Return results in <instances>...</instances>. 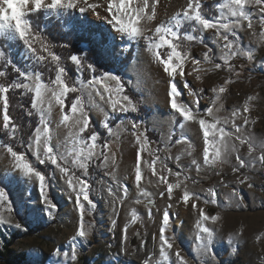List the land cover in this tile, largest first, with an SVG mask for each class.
Instances as JSON below:
<instances>
[{
	"label": "rangeland",
	"instance_id": "1",
	"mask_svg": "<svg viewBox=\"0 0 264 264\" xmlns=\"http://www.w3.org/2000/svg\"><path fill=\"white\" fill-rule=\"evenodd\" d=\"M50 2L45 0V3ZM140 2L134 0V5ZM200 2L201 14L205 18L230 25L231 31L219 28V32L221 35L227 34L234 42L231 51L237 54L230 55L229 50H222L224 42L221 40L217 43L216 29L205 31L195 21L179 17L180 36L173 42L179 45L177 50L186 55L184 77L179 76V70L175 77L180 92L177 102L194 108L193 100L196 97L190 92H196L201 109L211 107L217 119L228 121L226 130L234 131L231 121L235 111L238 113L236 123L242 126L243 136L250 137L257 145L264 143V24L260 22L259 6L246 5V10L252 13V28H248L247 21H242L239 27H232L235 18L230 14L228 0ZM89 3H102L99 16L92 11L81 13L77 9L62 16L50 12L47 15L53 14L61 22L63 30H71L99 45L104 58L117 65V69L114 73L104 72L96 77H103L105 73L118 76L124 91L115 94V81H109L113 89L111 93L105 92L102 84L88 87L87 82L93 76L86 78L82 68H77L74 76L67 71V77L71 75L73 80L68 81L66 77V83L76 85L78 91L64 97L63 108L50 91L46 93L43 103H39L37 108L40 132L35 130L30 140L34 144L37 134L42 140L45 136L49 137L48 143L57 153L58 162L61 166L69 167L70 174L74 172L77 177H82L83 170L73 162L82 150L87 151V145L92 143L89 139L91 134L99 133L98 145L108 141L109 147L103 149L108 156L106 165L96 158L87 162L88 176L85 178L90 181V198L96 205L91 209V216L87 213L85 216L86 230L89 229V221L92 222L89 235L86 239L72 240L79 227V213L74 206L75 193L70 196L66 178H61L55 166L49 161L40 164L32 150H28L32 160L22 152L30 164L46 174L48 196L56 205L51 215L42 201L39 182L16 167V161L7 151L10 146L5 143L7 137L16 136V131L12 135L16 124L10 121L9 128H3V102L0 100V188L8 196V201L0 205V216L8 221L0 223V264H264V164L257 162L255 166H245L239 172H234L238 164L233 152L223 156V162L213 166L203 164L205 145L202 129L198 121L184 122L171 109L168 95L170 78L163 72V65L155 55L159 51L161 58H166L170 49L166 45L158 49L148 46L149 43H158L155 28L160 24L175 29L176 21L172 17L187 8L188 0H155L154 19L140 20L138 25L144 36L152 38L151 41L143 37L130 41L125 35L117 33L104 18L110 17L104 10L108 0H89ZM149 3L152 4L153 0H149ZM31 9L30 4L25 12ZM185 33L196 39L187 40ZM11 34L16 36L13 32ZM88 41L79 45L86 52L90 50ZM38 43L33 42V47L36 48ZM42 44L51 51L50 40H46L39 44L40 52L36 50V55L44 53L51 61L48 53L43 51ZM244 52H251L252 59ZM205 53L209 55L207 60ZM20 56L28 73L24 83L33 89L29 91L27 88L33 97L36 74L40 75V82L47 88L54 87L42 76L37 68L39 63L25 46ZM193 56L200 60L198 65L192 63ZM217 63L221 65L220 68L215 67ZM59 65L68 70L64 64L59 62ZM81 85L82 91L79 90ZM220 87L225 88L223 93L219 92ZM212 89H216V92L213 93ZM124 95L133 101L135 111L131 108L120 111L121 103L127 104L122 100ZM69 96L73 97L72 104L79 97L80 106L88 113L91 125H94L83 133L74 126V120L80 113L72 112V104L68 107ZM117 101L119 103L113 109V102ZM138 107H143L145 112L140 113ZM245 107L248 112H244ZM217 108L220 109L218 112ZM41 114L47 125V133L44 132V125L40 124ZM200 117L213 122L206 112H201ZM245 117L249 121L247 125H244ZM105 122L112 129L111 133L103 127ZM133 122L138 125L136 130L132 128ZM181 122L184 123L183 128L179 127ZM137 137L140 138L139 143ZM156 138L157 143L153 140ZM228 143H235L245 160L249 159L247 145L240 146L234 138H229ZM214 151L209 146L210 159ZM138 152L142 175L139 187L135 182ZM260 154L257 148L253 156ZM156 157L159 159L156 160ZM177 157L181 165L179 168ZM153 160H156L155 175ZM193 160L201 165L199 172L192 164ZM169 168L172 169L171 173L167 171ZM177 171L182 172L180 177L175 175ZM161 175L166 177L168 183L179 181L181 184L173 189L170 201L166 195L163 198L160 196V192H167V184L160 180ZM241 180L244 182L241 183ZM234 189L238 196L232 195ZM185 190L190 194L195 193L200 199H190L185 204L182 199ZM209 190L217 193L215 204L211 203ZM205 200L209 203H204ZM169 203L173 207L169 209L170 222L165 236L173 247L167 249L168 259L165 260L160 254L159 228L163 226V211ZM192 203L197 204L195 210L191 207ZM8 205H11V211ZM88 207L86 204V209ZM201 208L210 217H218L216 221L209 219L203 222L212 231L211 243L207 234L199 233L196 227ZM133 214L136 216L134 222ZM17 223L21 225L20 228L14 226ZM125 226L128 229L126 240ZM198 234L201 239H197ZM73 244L76 246V261L70 259ZM57 249L61 250L58 257L53 255ZM177 251L183 260L175 256ZM63 253L69 254L67 259Z\"/></svg>",
	"mask_w": 264,
	"mask_h": 264
},
{
	"label": "snow or ice",
	"instance_id": "2",
	"mask_svg": "<svg viewBox=\"0 0 264 264\" xmlns=\"http://www.w3.org/2000/svg\"><path fill=\"white\" fill-rule=\"evenodd\" d=\"M32 5L31 11L39 13L41 10L47 11L50 13H58L61 16L69 12L70 10L77 9L81 13H87L92 11L96 13L97 16L100 15L99 9L103 7L102 3H89V0H51L50 3H45V0H0V37L6 38L5 34L9 32L15 33L16 36L23 42V45L28 49L29 53L35 57L37 63L43 62L46 57L43 55H36V48L33 47V42L39 37H34L32 34V24L28 19H25L26 12L25 9ZM256 5L259 6L260 22L264 24V0H228V7L230 9V14L235 18L232 27H239L242 21H247L248 28L253 27L252 23V13L246 10V5ZM201 2L200 0H188L187 8L182 13H177L172 17V20L176 21L175 29L173 27L165 26L164 24H160L155 28V34L158 37V43H149V47L160 48L161 46L166 45L167 48L170 49V52L167 54L166 58H161L159 51L155 53L159 62L163 65V72L168 75L170 78V92L168 93L170 97V107L174 110L175 113L182 118V121H198L200 129L203 132L204 138V150H203V164L207 166H213L217 162H223L222 157L228 155L230 152L236 153L235 160L237 161L238 166L233 169L234 172H239L245 166H255L257 162L264 164V143L259 145L255 144L254 141L248 137L245 138L242 134V126L236 123V118L238 116L237 112L232 113V121L231 127L234 131L226 130L225 125L228 123L227 120L220 121L213 114V109L211 107H206L204 109L200 108V99L199 94L196 92H190V95L196 97L193 100V107H189L187 104H179L177 102V98L180 96V92L178 91L177 85L175 83V77L179 70V76L181 78L184 77V63H185V55L177 50L179 47L178 44L174 43L173 40L179 38L180 32V19L179 17H183L184 20L187 21H195L196 25H199L203 30L216 29L215 38L217 43L222 40L224 43L222 45V50H229L230 55H236L237 53L231 51L233 49L234 42L229 39L227 34L221 35L219 32V28H223L226 32L232 30L228 23L218 24L216 21L205 18L201 14ZM105 12L110 14V17L105 16L104 18L107 20V23L110 24L113 28H115L117 33L125 35L130 41L137 40L140 37H143L146 40L151 41L152 38L148 36H144V32L141 27H139L140 20L146 19L151 21L154 19L156 14L155 9V0L150 4L149 0H141L139 5H134V0H108L107 7L104 9ZM195 31V28H193ZM187 40L191 41L196 39L193 35L184 34ZM233 35L235 33L233 32ZM203 43V40H201ZM43 51L48 53V56L51 57V60L57 65V72L55 78L52 80L53 88H47L45 84L40 82V75L36 74L37 83L35 84L34 92L35 97L32 100V108L37 109L39 103H43L44 97L47 92H51L52 96L55 98L58 104L63 108L64 106V97L67 96L68 93H75L78 91L76 85H69L66 83L67 70L64 67L59 65L60 57L53 52L49 51L46 45L42 44ZM211 52V49H209ZM244 55H247L249 59H252L251 52H244ZM205 59H209L208 53H205ZM0 60H6L8 64H11V61L7 59L5 52L2 48H0ZM71 60L74 64L80 68L81 60L76 56H71ZM225 64L228 63L227 59H225ZM192 63L194 65H198L200 60L195 56L192 57ZM216 68H220L221 65L217 63L215 65ZM15 71H17L20 77H23L25 80L28 79V73L21 71L17 67L13 65ZM88 68L92 69L95 72V68L89 64ZM5 73L0 71V76H4ZM109 81H115V94L119 95L123 93L124 86L120 82V78L115 75H111L109 73H105L103 77L93 76L87 82L88 87H95L96 85H103L105 92H113V89L109 83ZM20 88H28L29 91L33 89L29 87L27 83H19L13 82L7 86L0 84V100L3 102V128L8 129L11 121V117L9 115V97L8 93L10 90H17ZM80 91L83 90V85H81ZM203 92V89L200 90ZM225 91L224 87L219 88V92L223 93ZM212 92L215 93L216 89H212ZM218 98V97H217ZM122 100L127 102V104L121 103L120 111H127L131 108L132 111L136 110L135 104L133 101L127 96L124 95ZM116 103L113 102V109L116 108ZM222 107V106H221ZM71 109L73 113H77L79 111L80 116L74 120V126L79 127V131L81 133L85 132L91 124L88 113L83 110L80 106L79 97L75 103L71 105ZM220 109L217 108L218 112ZM201 112H206L209 117L213 118V122L209 123L206 119L200 117ZM244 112H248V108H244ZM28 115H32L31 112ZM65 120L68 119L67 116L64 117ZM249 123L248 119L244 118V125ZM40 124L44 125V132L47 133V125L43 119V114H41ZM103 127L111 133L112 129L109 124L105 122ZM179 127L183 128L184 123L181 122ZM133 130L138 128V125L133 122L132 124ZM16 128L13 127L12 135H15ZM36 132H40V127L36 128ZM99 133L93 132L89 139L91 140V144L87 145V151H81V153L77 156L76 161L73 163L77 164L80 169L83 170L82 177L75 176V173L70 174V169L67 166H61V163L58 162V155L54 151V148L50 146L48 143L49 137L45 136L42 140L41 136L37 134L35 136L34 144L32 142L27 143L26 147L28 150H32L36 159L40 164H45L46 161H49L51 165L55 166L56 169L61 173V178H66L67 188L70 189L71 193H75L74 206L79 213V227L76 231V234L72 237V240L75 241L77 238L86 239L89 235V230L91 227V221H89V229L86 230L85 227V216L86 213L88 216H91V209L96 207L92 198H90V189L91 184L88 179L85 177L88 176V161H91L93 158L100 159L102 165H106L108 156L103 149H107L109 147L108 141H105L103 145H98L97 141L99 140ZM234 138L235 141L239 142L240 146L247 145V153L249 159L246 161L244 156L240 151V147H238L235 143L229 145L228 139ZM137 142H140V138L137 137ZM145 142H147L146 134H145ZM23 143V141H22ZM84 143V141H81ZM209 146L215 149L212 154V158L210 159L209 154ZM100 149L97 151V149ZM259 148L260 155L258 157L253 156V153ZM7 151L11 154V157L16 161V167L20 169L24 175L29 177H34L36 181L39 182V187L41 191V198L43 203L46 205V209L48 210V214H52V210L56 208V205L49 199L48 196V187L49 181L46 179V174L42 171H38L32 164H30L22 152L13 151L12 147H8ZM159 157H156L158 160ZM177 159V167H181L179 164V157ZM140 160L141 156L138 152L136 154V169H135V182L137 187H139L142 175L140 169ZM156 160L152 161L153 164V175L156 174V169L154 167ZM192 164L195 165L197 172L200 171L201 165L197 163V161L193 160ZM166 167V166H165ZM169 173L172 172V169H167ZM182 174L181 171H177L175 175L180 177ZM219 174V173H217ZM188 177H186L187 179ZM160 180L167 184V192H160V196L163 198L165 195L167 199L170 201L172 199V193L174 188H179L181 186L178 181L175 184L168 183L165 176L161 175ZM241 183L244 181L241 180ZM251 186V185H249ZM125 190H127V186L125 185ZM111 192V189H109ZM143 195H148L147 192H142ZM209 194L212 197L211 203L215 204L217 193L214 190H209ZM233 196H238L239 194L236 190H233ZM183 202L187 204L190 199L199 200L200 197L195 193H189L187 190L184 191L183 194ZM8 201V196L3 188H0V205L4 204ZM89 206L86 209V204ZM151 203V202H150ZM204 203H209L208 200H205ZM173 205L171 203L168 204L167 208L163 211L162 223L163 226L159 228V240L161 242L160 246V254L164 257L165 260L168 259L167 249H172L173 244L169 242L168 238L165 236V229L168 227L170 222V212ZM192 209L197 208L196 203H192ZM9 211H11V205H8ZM151 210L149 209V216H151ZM216 221L218 219L217 216H209L205 214L204 209H199V219L196 221V227L199 229V233L207 234L208 241L211 243L212 239V231L205 227L203 222L207 220ZM133 222L136 220L135 214L132 217ZM0 223H8L7 220L3 219L0 216ZM16 228H20L21 225L19 223L14 225ZM127 226L124 228V238L127 239ZM202 237L198 234L197 239H201ZM207 248V245H205ZM54 256H60L61 250L57 249L54 253ZM65 259L68 258V253H63ZM175 256L183 260L180 255V252L177 251ZM72 261L77 260V252L75 244L72 245L71 249V257Z\"/></svg>",
	"mask_w": 264,
	"mask_h": 264
},
{
	"label": "trees",
	"instance_id": "3",
	"mask_svg": "<svg viewBox=\"0 0 264 264\" xmlns=\"http://www.w3.org/2000/svg\"><path fill=\"white\" fill-rule=\"evenodd\" d=\"M25 19H28L32 24V34L34 37H39V39L34 40L36 45L37 53L40 52L39 44L50 40L51 52L58 55L60 63L64 64L67 71L73 76L77 72V66L71 60V56L76 55L81 60V67L86 78L92 76H102L104 72L114 73L117 69V65L107 61L102 55V51L99 45L95 44L92 39L88 41L87 37L77 35L73 31L63 30V26L60 21L54 17V15H47V11L41 10L39 13L33 11L26 12ZM84 19V18H82ZM6 38L0 37V48L5 52L7 59L11 61L8 64L6 60H0V71L4 72V76H0V84L5 86L13 83L19 82L24 83L25 79L20 77L19 73L14 70L13 65L20 69L21 71L26 70L23 64V59H21L20 53L24 47L23 42L14 36L11 32L5 34ZM88 41L90 45L89 51H84L79 47L81 43ZM44 55V53L40 54ZM48 57L43 62L37 65L40 69L42 76L52 82L55 78L57 67L56 63L52 60H47ZM91 64L95 68V72L88 68ZM119 73V72H118ZM71 75L67 77L68 81H72ZM9 97V115L11 121L16 124V136L7 137L5 143L8 144L14 151L25 152L26 156L32 160V157L28 154V149L26 147L27 143L30 142L33 133L38 126V111L32 108V100L34 99L33 94L27 90V88H20L17 90H10L8 93ZM73 97H68V107L72 104ZM140 113H144L143 107H138ZM31 112L32 115H28ZM147 112V111H146ZM93 121V120H92ZM94 125L90 124L92 128ZM155 140L157 143L158 139ZM23 141V143H22Z\"/></svg>",
	"mask_w": 264,
	"mask_h": 264
}]
</instances>
